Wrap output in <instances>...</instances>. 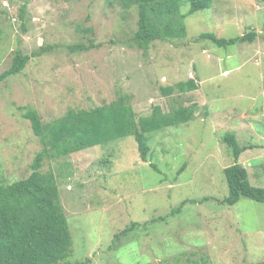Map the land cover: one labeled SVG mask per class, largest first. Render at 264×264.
<instances>
[{
  "label": "rangeland",
  "instance_id": "1",
  "mask_svg": "<svg viewBox=\"0 0 264 264\" xmlns=\"http://www.w3.org/2000/svg\"><path fill=\"white\" fill-rule=\"evenodd\" d=\"M23 6H26L22 8ZM24 9V12L22 10ZM186 34L133 42L136 6L106 0H0V74L18 51L30 59L0 80V179L28 177L38 155L43 172L57 174L73 252L90 264H250L264 260V201L233 205L224 142L236 133L253 185L264 187V0H214L190 13ZM253 41L227 47L203 33ZM91 43L93 45H91ZM87 48H72L74 45ZM41 46L48 49L43 50ZM195 79L199 88L166 94L162 87ZM130 94L138 115L197 103L192 120L148 133L144 161L134 136L50 157L26 109L43 123L70 108L90 109ZM105 159V160H103ZM176 210V211H175ZM133 222L141 225L116 240ZM63 264V262H60Z\"/></svg>",
  "mask_w": 264,
  "mask_h": 264
},
{
  "label": "trees",
  "instance_id": "2",
  "mask_svg": "<svg viewBox=\"0 0 264 264\" xmlns=\"http://www.w3.org/2000/svg\"><path fill=\"white\" fill-rule=\"evenodd\" d=\"M106 1L112 6L119 3L126 9L137 7L138 28L131 40L144 50H149L156 40L186 34L183 22L186 15L181 12L183 0ZM186 1L190 3V13H194L211 7L214 0ZM257 35L256 30H251L234 38H223L210 32L201 34V37L227 47L237 42L253 41ZM77 47L87 48L82 44L72 46ZM29 59V55L18 51L11 67L0 74V80L23 71ZM198 88V82L190 78L172 86H163L162 90L171 94ZM131 98L130 94L125 93L110 103L90 109L70 108L63 117L49 123L42 122L36 109H26L25 116L31 119L35 133L42 137L48 158L66 156L134 136L141 158L148 161L151 150L148 133L189 122L198 106L197 103L172 106L169 112H165L160 105H155L151 114L138 117ZM224 142L230 148L234 161L224 169L230 191L224 202L233 205L243 196L264 201V187L250 182L247 166L240 161L242 153L254 146L241 145L233 132L224 136ZM43 160L40 153L31 174L26 178L13 182L0 179V264H61V261L63 264H90V257L82 261L67 260L73 252V237L61 201L57 174L52 170L41 171L39 167ZM139 225L133 222L130 227L116 233V240ZM250 264H264V260Z\"/></svg>",
  "mask_w": 264,
  "mask_h": 264
}]
</instances>
